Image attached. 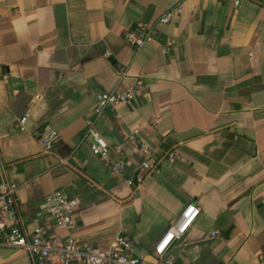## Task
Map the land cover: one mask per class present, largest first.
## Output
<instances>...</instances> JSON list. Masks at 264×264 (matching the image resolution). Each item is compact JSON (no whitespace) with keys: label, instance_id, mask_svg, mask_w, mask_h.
<instances>
[{"label":"crops","instance_id":"1","mask_svg":"<svg viewBox=\"0 0 264 264\" xmlns=\"http://www.w3.org/2000/svg\"><path fill=\"white\" fill-rule=\"evenodd\" d=\"M178 3L182 14L136 49L126 40ZM123 70L125 76H121ZM141 83L137 98L97 117L96 95ZM29 116L27 131L17 119ZM92 122V125L90 124ZM60 135L49 155L36 132ZM95 129L107 159L86 139ZM139 130L161 172L138 184ZM138 139V141H139ZM126 169L116 175L112 162ZM178 155L169 161L166 155ZM20 183L23 228L56 230L45 197H78L79 243L106 249L130 238L135 254L154 249L189 210L200 213L172 243L173 264H259L264 260V7L244 0H0V178ZM134 180L129 185L127 180ZM217 234L215 237L213 234ZM0 264H31L26 251L0 247Z\"/></svg>","mask_w":264,"mask_h":264},{"label":"built area","instance_id":"2","mask_svg":"<svg viewBox=\"0 0 264 264\" xmlns=\"http://www.w3.org/2000/svg\"><path fill=\"white\" fill-rule=\"evenodd\" d=\"M222 2H233L238 7L244 0H219ZM264 7V0H255ZM183 3H178L170 10L161 15L153 24L138 23L136 29L126 33V42L140 49L151 42L159 31L160 25L169 24L176 16L182 14ZM123 70L121 76H125ZM141 90V83L125 91L114 90L109 93L96 95L97 117H102L107 109L114 110L123 103L135 100ZM29 116L17 119V127L25 132ZM92 125V122H90ZM139 130H134L128 138L131 143H138V148L142 154L139 165V173L136 182L141 184L145 178L152 174L161 172L160 163L152 159L149 145L139 139ZM36 137L40 144L42 153L49 155L60 139L59 132L51 125L45 126L36 132ZM86 139L90 141V149L93 155L107 159L110 155L111 147L93 128H90ZM139 139V141H138ZM113 151L120 155L118 161L112 162V171L120 175L127 167L122 146L113 147ZM169 161L178 158L175 152L166 155ZM4 178H0V247L18 248L26 251L31 259V264H173L168 257V251L172 243L180 240L190 229L200 210L194 205L189 206L187 212L173 223L168 230V236L162 238L154 249V262L149 263L147 256L135 254L132 242L127 236L116 237L109 247L99 249L88 243H79L72 232L76 229V213L80 204L78 197H68L62 191L57 190L45 197L46 210L49 214L53 227L56 230H64L68 233L67 238L62 242L58 238L50 235V229L45 226H38L32 231L23 228L22 221L18 215L17 192L21 185L16 180L11 179L9 174H16L17 168L11 167V172L3 165ZM129 185H134L135 181L127 180ZM264 205V200L262 201ZM213 234L212 236H216ZM259 264H264V260Z\"/></svg>","mask_w":264,"mask_h":264}]
</instances>
